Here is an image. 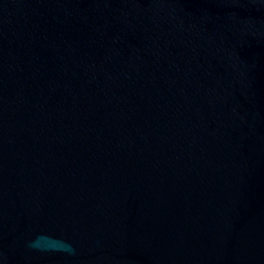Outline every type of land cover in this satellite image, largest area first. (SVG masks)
<instances>
[{
	"label": "water",
	"instance_id": "1",
	"mask_svg": "<svg viewBox=\"0 0 264 264\" xmlns=\"http://www.w3.org/2000/svg\"><path fill=\"white\" fill-rule=\"evenodd\" d=\"M0 264H264V0H0Z\"/></svg>",
	"mask_w": 264,
	"mask_h": 264
}]
</instances>
